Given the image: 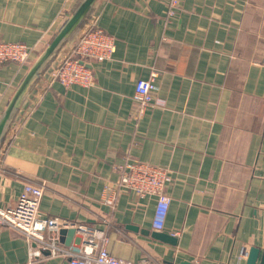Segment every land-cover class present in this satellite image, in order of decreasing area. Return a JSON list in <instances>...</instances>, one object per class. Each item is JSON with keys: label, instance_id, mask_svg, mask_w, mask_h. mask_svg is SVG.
<instances>
[{"label": "crops", "instance_id": "0c3cea01", "mask_svg": "<svg viewBox=\"0 0 264 264\" xmlns=\"http://www.w3.org/2000/svg\"><path fill=\"white\" fill-rule=\"evenodd\" d=\"M74 1L0 0V41L35 48L25 67L0 65V114ZM167 10L166 0L97 1L81 30L96 24L115 51L90 62L89 88L46 77L1 148L0 207L38 185L41 216L101 230L116 258L245 264L250 248L264 250V0H181ZM151 76L162 104L137 117L135 84ZM132 162L167 170L161 230L153 197L121 189L113 207L102 202ZM31 248L0 227V264H30Z\"/></svg>", "mask_w": 264, "mask_h": 264}, {"label": "built area", "instance_id": "2783aa9c", "mask_svg": "<svg viewBox=\"0 0 264 264\" xmlns=\"http://www.w3.org/2000/svg\"><path fill=\"white\" fill-rule=\"evenodd\" d=\"M166 2L167 14L172 16L181 0ZM114 51V38L96 24H88L77 34L72 48L66 51L68 54L59 59L51 76L65 89L72 86L89 88L94 83L90 62H103ZM34 52L35 48L23 43L0 41V65L25 67ZM156 91L154 76L136 82L132 100L137 117L142 116L148 107L162 104L155 97ZM168 182L167 170L162 167L141 162L127 163L121 169L117 182L104 187L101 199L103 204L113 207L121 189L141 198H155L153 228L161 230L169 206V198L164 193ZM42 195V186L27 184L12 202L0 207V227L19 234L33 246L30 249V264H46L43 253L67 259V264H140L110 255L106 248L107 239L101 230L58 216H41L39 205ZM63 229H74L78 234L77 240L69 247L59 244V232ZM245 256L246 253L242 252L241 257Z\"/></svg>", "mask_w": 264, "mask_h": 264}, {"label": "water", "instance_id": "95a60500", "mask_svg": "<svg viewBox=\"0 0 264 264\" xmlns=\"http://www.w3.org/2000/svg\"><path fill=\"white\" fill-rule=\"evenodd\" d=\"M97 1L76 0L47 44L30 65L8 104L0 114V151L33 96L80 32ZM75 233L74 229H63L59 232V235L67 236V241H69ZM153 236L162 242L171 244L175 242L168 234L154 233ZM258 257L259 264H264V250L260 253V250L250 248L245 264H256Z\"/></svg>", "mask_w": 264, "mask_h": 264}, {"label": "rangeland", "instance_id": "374dc122", "mask_svg": "<svg viewBox=\"0 0 264 264\" xmlns=\"http://www.w3.org/2000/svg\"><path fill=\"white\" fill-rule=\"evenodd\" d=\"M75 1H76V0H75ZM75 1H74V2H75ZM70 45H71V46H70ZM70 45H69L68 48H72V43H71ZM68 48H67V50H68ZM67 50H66V51H67ZM66 51H65L64 54L61 56V58H62L63 56H66L70 50H69L67 53H66ZM32 60H33V59H32ZM32 60H31V61H32ZM31 61H30V62H31ZM55 66H56V65H55ZM54 68H55V67H54ZM54 68H53V69H54ZM53 72H54V70L51 71L50 75H51V74H54Z\"/></svg>", "mask_w": 264, "mask_h": 264}]
</instances>
